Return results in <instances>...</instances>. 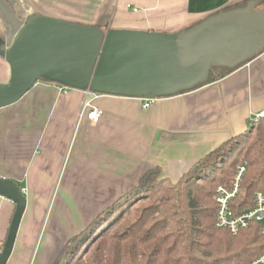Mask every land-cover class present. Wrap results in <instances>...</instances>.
I'll list each match as a JSON object with an SVG mask.
<instances>
[{
	"label": "crops",
	"instance_id": "1",
	"mask_svg": "<svg viewBox=\"0 0 264 264\" xmlns=\"http://www.w3.org/2000/svg\"><path fill=\"white\" fill-rule=\"evenodd\" d=\"M5 1L19 19L42 14L104 30L174 33L239 0ZM9 75L0 55V82ZM60 86L39 79L17 102L0 108V177L23 190L26 204L5 264H51L72 235L132 189L148 168L159 167L160 178L175 183L246 129L264 110V53L217 81L155 98L145 109L140 98L99 94L93 101L102 110L97 123L81 115L90 95L64 93ZM14 209L0 195V250Z\"/></svg>",
	"mask_w": 264,
	"mask_h": 264
},
{
	"label": "water",
	"instance_id": "2",
	"mask_svg": "<svg viewBox=\"0 0 264 264\" xmlns=\"http://www.w3.org/2000/svg\"><path fill=\"white\" fill-rule=\"evenodd\" d=\"M263 0H249L208 14L174 33L104 30L42 14L19 19L0 0L9 26L0 37V55L10 75L0 82V108L17 102L39 79L97 94L160 98L188 92L206 83L214 67L234 69L264 50ZM0 195L15 209L0 250V264L11 255L25 210L23 190L0 177Z\"/></svg>",
	"mask_w": 264,
	"mask_h": 264
},
{
	"label": "trees",
	"instance_id": "3",
	"mask_svg": "<svg viewBox=\"0 0 264 264\" xmlns=\"http://www.w3.org/2000/svg\"><path fill=\"white\" fill-rule=\"evenodd\" d=\"M259 6L264 8V0ZM234 69L214 67L206 83ZM239 165L245 170L231 202L236 213L252 207L255 192L264 191V117L250 120L175 183L160 178L159 167L148 168L132 189L72 235L51 264L250 263L264 251L260 224L252 222L237 234L215 226L216 190L232 186Z\"/></svg>",
	"mask_w": 264,
	"mask_h": 264
},
{
	"label": "built area",
	"instance_id": "4",
	"mask_svg": "<svg viewBox=\"0 0 264 264\" xmlns=\"http://www.w3.org/2000/svg\"><path fill=\"white\" fill-rule=\"evenodd\" d=\"M135 10V8H134ZM264 53V51H263ZM74 89L70 86L61 85L59 90L66 93L68 90ZM85 95H90L85 99L81 106V115H84L90 122L97 123L102 114V110L94 104V99L99 97V94L83 89ZM155 98H140L141 107L143 109L150 106ZM264 117V110L255 114L253 119ZM245 170L243 165H239L238 172L232 182L230 188L219 186L215 196L217 202L215 226L230 230L232 234H237L242 228H246L252 222H258L260 229L264 234V191H256L253 195V204L250 208H244L236 213L231 206L232 198L239 192V180L242 172ZM248 264H264V251Z\"/></svg>",
	"mask_w": 264,
	"mask_h": 264
},
{
	"label": "rangeland",
	"instance_id": "5",
	"mask_svg": "<svg viewBox=\"0 0 264 264\" xmlns=\"http://www.w3.org/2000/svg\"><path fill=\"white\" fill-rule=\"evenodd\" d=\"M5 21L4 20H2V15H1V13H0V35H2V36H0L1 37V39L2 40H4V42H5V40H6V33L8 32V30H7V32L5 33V31L3 30V26H2V24L4 23ZM8 28H9V26H8ZM153 167V166H152ZM151 168V167H150Z\"/></svg>",
	"mask_w": 264,
	"mask_h": 264
}]
</instances>
